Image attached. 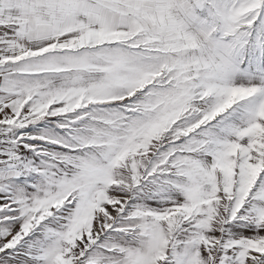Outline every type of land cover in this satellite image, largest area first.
I'll return each mask as SVG.
<instances>
[{
  "label": "snow or ice",
  "instance_id": "1",
  "mask_svg": "<svg viewBox=\"0 0 264 264\" xmlns=\"http://www.w3.org/2000/svg\"><path fill=\"white\" fill-rule=\"evenodd\" d=\"M0 264H264V0H0Z\"/></svg>",
  "mask_w": 264,
  "mask_h": 264
}]
</instances>
